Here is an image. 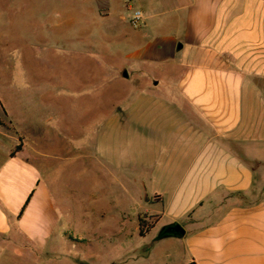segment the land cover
I'll list each match as a JSON object with an SVG mask.
<instances>
[{"label": "rangeland", "instance_id": "374dc122", "mask_svg": "<svg viewBox=\"0 0 264 264\" xmlns=\"http://www.w3.org/2000/svg\"><path fill=\"white\" fill-rule=\"evenodd\" d=\"M135 10L143 13L137 28L129 23ZM189 12H164L152 0H0V168L24 140L20 132L39 139L45 160H28L63 208L41 264H180L177 239L158 243L159 259L147 258L162 235L144 231L154 218L143 194L135 206L130 177L118 184L113 165L104 175L100 142L134 128L145 136L163 130L176 116L170 107L190 116L192 99L179 91L192 88L196 71L215 67V57L186 38ZM254 84L264 89V81ZM155 106L168 110L152 115ZM229 145L241 157L262 152ZM258 158L245 163L264 173ZM255 181L264 185V177ZM21 253L31 264V253Z\"/></svg>", "mask_w": 264, "mask_h": 264}, {"label": "crops", "instance_id": "0c3cea01", "mask_svg": "<svg viewBox=\"0 0 264 264\" xmlns=\"http://www.w3.org/2000/svg\"><path fill=\"white\" fill-rule=\"evenodd\" d=\"M152 1L164 12L190 11L185 36L213 52L215 67L199 69L188 80L192 88L179 91L192 99L190 116L187 107H170L176 116L163 130L151 128L145 136L134 128L128 137L120 132L113 142L102 139L104 175L113 165L118 184L130 177L135 206L145 196L154 218L150 232L164 234L147 258L159 259L158 243L177 239L180 264H264V185L255 186L264 173L245 163L264 156V89L254 84L264 81V0ZM154 110L150 114L168 109ZM20 134V150L0 168V264H29L19 261L23 250L31 253V264H41L39 250L51 240L63 208L44 185L40 166L28 160H45L39 139ZM234 143L262 152L241 157L230 148ZM66 209L69 216L72 208ZM174 225L182 235L171 232Z\"/></svg>", "mask_w": 264, "mask_h": 264}, {"label": "built area", "instance_id": "2783aa9c", "mask_svg": "<svg viewBox=\"0 0 264 264\" xmlns=\"http://www.w3.org/2000/svg\"><path fill=\"white\" fill-rule=\"evenodd\" d=\"M141 19H142V14L140 11L135 10L132 15L131 18L129 20V23L132 27L137 28L140 26L141 24Z\"/></svg>", "mask_w": 264, "mask_h": 264}, {"label": "water", "instance_id": "95a60500", "mask_svg": "<svg viewBox=\"0 0 264 264\" xmlns=\"http://www.w3.org/2000/svg\"><path fill=\"white\" fill-rule=\"evenodd\" d=\"M181 47H182L181 45H178L177 50H180ZM122 76H123L124 78H126V77H127V74H126L125 72H123ZM169 229L171 230V232H172L174 235H178V236H180V235L183 234V229H182L180 226H178V225H174V226L170 227Z\"/></svg>", "mask_w": 264, "mask_h": 264}, {"label": "trees", "instance_id": "16d2710c", "mask_svg": "<svg viewBox=\"0 0 264 264\" xmlns=\"http://www.w3.org/2000/svg\"><path fill=\"white\" fill-rule=\"evenodd\" d=\"M19 150H20V146H17L15 152H17V151H19ZM144 224H145V223H143V225H141V227H140V235H141V236H143V228H144ZM151 228H152V224H146V225H145V229H144V231L147 232V231H149ZM162 236H164V234H162ZM190 264H194V263H190Z\"/></svg>", "mask_w": 264, "mask_h": 264}]
</instances>
